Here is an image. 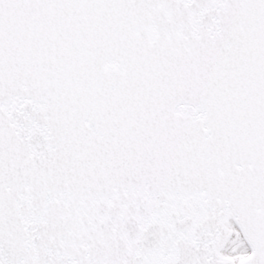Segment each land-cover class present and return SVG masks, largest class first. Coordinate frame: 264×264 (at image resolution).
<instances>
[{
  "label": "snow or ice",
  "instance_id": "obj_1",
  "mask_svg": "<svg viewBox=\"0 0 264 264\" xmlns=\"http://www.w3.org/2000/svg\"><path fill=\"white\" fill-rule=\"evenodd\" d=\"M0 264H264V0H0Z\"/></svg>",
  "mask_w": 264,
  "mask_h": 264
}]
</instances>
